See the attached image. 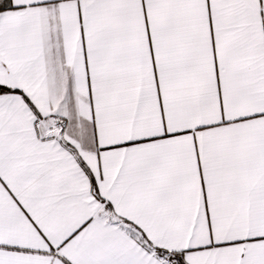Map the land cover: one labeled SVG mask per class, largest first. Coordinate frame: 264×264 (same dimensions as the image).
<instances>
[{
    "label": "snow or ice",
    "instance_id": "1",
    "mask_svg": "<svg viewBox=\"0 0 264 264\" xmlns=\"http://www.w3.org/2000/svg\"><path fill=\"white\" fill-rule=\"evenodd\" d=\"M0 264H264V0H0Z\"/></svg>",
    "mask_w": 264,
    "mask_h": 264
}]
</instances>
